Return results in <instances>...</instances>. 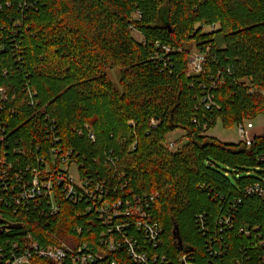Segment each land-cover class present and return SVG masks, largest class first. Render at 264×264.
<instances>
[{"label":"trees","instance_id":"1","mask_svg":"<svg viewBox=\"0 0 264 264\" xmlns=\"http://www.w3.org/2000/svg\"><path fill=\"white\" fill-rule=\"evenodd\" d=\"M193 43L207 53L199 75L187 74ZM0 88L10 158L36 164L56 135L106 178L113 154L125 191L159 193L149 210L163 229L159 253L173 263L187 253L193 264H264V198L249 193L264 188V134L250 146L207 134L219 120L231 128L264 115V0H0ZM175 130L185 135L170 149ZM17 142L25 157L13 153ZM86 204L64 200L48 218L0 203V227L22 224L0 231V264L29 231L44 244L54 233L94 248L103 226Z\"/></svg>","mask_w":264,"mask_h":264},{"label":"built area","instance_id":"2","mask_svg":"<svg viewBox=\"0 0 264 264\" xmlns=\"http://www.w3.org/2000/svg\"><path fill=\"white\" fill-rule=\"evenodd\" d=\"M206 58L205 52L191 53L187 61V74L199 75L203 72ZM5 101H8L6 90L0 88V112L4 110ZM204 101L207 108H210L211 97L204 98ZM4 125L0 113V203L11 207L14 213L33 209L40 217L46 215L52 218L60 212L64 200L77 206L88 202L83 209L93 212L103 228L92 241L94 248L89 242L77 244L73 241L75 238L71 237L67 241L54 233L51 235L53 241L44 244L29 231L22 237L21 243L12 245L13 250L3 264H31L34 256L55 264H119L115 257L117 254L125 255L132 264H193L187 253L178 256L173 263L171 257L157 251L162 243L163 229L160 224L152 221L149 210L159 193H137L132 189L125 191L128 181L124 174L117 171L118 157L109 154L105 158L111 177L103 178L98 172V176L94 177L78 153L61 146L58 136L49 135L48 138L56 142L47 151L48 155L37 156L36 164L22 165L20 161L10 158L8 151L3 148L7 142V136L2 130ZM85 129L89 138L95 140L89 123ZM81 133L82 130L79 131ZM239 134L243 143L248 146L252 144L253 138L243 123H239ZM174 146L175 143H169L170 149ZM25 152L20 142H17L13 153L25 157ZM254 192L264 198V188L259 185L250 187L249 193ZM139 233L142 236L137 235ZM2 259L0 254V261Z\"/></svg>","mask_w":264,"mask_h":264},{"label":"rangeland","instance_id":"3","mask_svg":"<svg viewBox=\"0 0 264 264\" xmlns=\"http://www.w3.org/2000/svg\"><path fill=\"white\" fill-rule=\"evenodd\" d=\"M212 27H206V30H210ZM133 36L135 38H137L140 41L144 40L143 35L138 32V31H133ZM218 38L221 39V36L218 35ZM190 50L191 53H197L199 52L195 46V43H193L190 46ZM109 76L110 78L114 81V82H118L119 81V77H120V72L118 69H114L109 71ZM244 126L246 127V129L248 130V134L251 138H254L256 135H262L264 134V115L260 114L258 117H256L255 119L252 120H245L243 122ZM208 135L217 137L218 139L224 141V142H243L242 141V137L239 134V124H235L233 127L231 128H225L221 121L219 120L217 125L210 129L209 131H207ZM185 135V132L183 130H175L172 133L168 134V140L169 143L173 142L175 143L176 141H179V139H181L183 136ZM255 175H257L256 173H254Z\"/></svg>","mask_w":264,"mask_h":264},{"label":"water","instance_id":"4","mask_svg":"<svg viewBox=\"0 0 264 264\" xmlns=\"http://www.w3.org/2000/svg\"><path fill=\"white\" fill-rule=\"evenodd\" d=\"M0 223H4V221H3V220H0ZM6 226H9V227H14V226H15V227H22V224H8V225H2V226L0 227V231L3 232V230L6 228ZM178 230H179V227H178L177 224H175V225H174V228H173V237H174V239L177 240L179 247L182 248V247H183V243H182V240H181L180 235H179L180 232H179Z\"/></svg>","mask_w":264,"mask_h":264}]
</instances>
